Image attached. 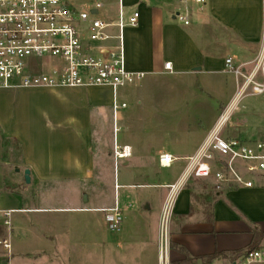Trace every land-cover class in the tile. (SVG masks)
<instances>
[{"label":"crops","instance_id":"0c3cea01","mask_svg":"<svg viewBox=\"0 0 264 264\" xmlns=\"http://www.w3.org/2000/svg\"><path fill=\"white\" fill-rule=\"evenodd\" d=\"M66 1L88 11L91 19L106 22V38L91 44L93 54H98V47L117 49L119 17L128 21L138 13L136 24L123 28L122 44L127 69L141 72L142 81L116 91L104 85L0 88L2 97L18 95L20 100L0 105V211L9 212L8 225L0 216V263L159 264L162 252L168 264H183L187 257L252 246L253 233L264 232V171L248 176L251 187L216 188L212 178H190L172 193L168 186L179 180L186 158L235 95L237 83L226 71L225 59L231 58L245 73L257 58L264 38V0H206L201 7L192 6L187 25L175 17L181 9L178 0ZM98 2L102 5L96 7ZM81 26L87 39V24ZM168 62L170 70L164 68ZM20 90L46 93L53 102L30 112L34 104H21ZM145 90L230 91L210 127L190 143L176 134L174 123H153L134 115L131 105L143 107ZM115 98L126 104L116 113ZM242 107L240 113L246 111ZM254 111L260 114L264 106ZM120 121L128 131L118 141L115 124ZM110 128L112 139L106 135ZM262 134L261 139H242L264 141ZM115 145L128 146L130 155L116 158ZM162 153L173 156L170 166L159 163ZM119 166L126 172L122 178ZM24 169L30 170L31 197L42 184L61 191V183L67 181L75 198L64 203L46 196L35 202L26 199L23 190H5L6 175L19 179ZM112 174V184L110 179L102 182V176ZM201 180L214 185L213 193H204ZM115 204L123 216L118 230L108 226L103 212ZM2 239L9 240L8 249H3ZM253 245L264 246V236ZM235 260L218 255L208 264Z\"/></svg>","mask_w":264,"mask_h":264},{"label":"built area","instance_id":"2783aa9c","mask_svg":"<svg viewBox=\"0 0 264 264\" xmlns=\"http://www.w3.org/2000/svg\"><path fill=\"white\" fill-rule=\"evenodd\" d=\"M178 2L181 9L175 17L187 25L192 6L201 7L206 0ZM101 5L96 3V7ZM137 17V12L128 21L120 16L117 49L104 51L98 47V54H93L91 44L105 40L107 24L91 19L88 11L77 10L66 0H0V88L104 85L116 91L122 86L140 84L143 74L127 69L122 44L123 28L135 25ZM84 24H87V39L81 26ZM40 63L47 65L45 71ZM248 65L252 67L243 73L231 58L225 59L226 71L234 74L237 83L235 95L196 150L186 158L181 177L168 186L170 193L183 187L190 178H212L216 188L224 184L251 187L253 181L248 176L264 171V141L246 140L225 132L232 111L243 109L240 107L243 98L264 94V38L257 58ZM164 68L170 70V63ZM125 106L114 99V113ZM114 155L123 158L130 155V150L128 146L115 145ZM173 160L169 153L159 155L163 166H170ZM103 212L108 226L118 230L123 218L118 206L115 204ZM163 215L165 222L169 203ZM0 216L8 225L9 212L0 211ZM1 245L8 249L10 242L2 239ZM251 262H264V246L245 251L234 264ZM159 264H168L162 252Z\"/></svg>","mask_w":264,"mask_h":264},{"label":"rangeland","instance_id":"374dc122","mask_svg":"<svg viewBox=\"0 0 264 264\" xmlns=\"http://www.w3.org/2000/svg\"><path fill=\"white\" fill-rule=\"evenodd\" d=\"M40 65L42 70L45 71L47 65L45 63H40ZM248 67H252V65H249ZM145 91L148 93V95H144L143 107L137 106L136 108H134V106L131 105L130 110L134 112V115L136 117H142L148 122L153 123H161L164 122V120H168V122L174 123L176 134L178 132L180 135L183 134L190 143H193L210 127L212 122L215 120L217 111H219V113L221 112V109L219 108L222 107L221 105L223 104H221L222 98H224L227 95V92L229 93L230 90ZM120 92L124 91L119 90V93ZM19 93L22 95L20 96V99L24 101L21 104L27 105L29 106V108H32L34 106L30 112H32L33 110H37L38 108L45 105H49L53 102V97L48 96L46 93L41 94L36 90H20ZM13 101L20 102L18 95L14 97L4 95L2 97V94H0L1 106L7 105ZM150 102L153 103L150 104ZM32 104L34 105L32 106ZM243 104L246 106V111L240 113V111H243V109L237 111L234 110L229 120L227 121L225 131L227 133L230 132L231 134L233 132L234 135L240 136L242 138L261 139V135H263L262 133L264 131V112H260L259 114V112L255 113L254 110H259L264 106V94L246 96L241 100L240 107H242ZM124 112L125 114L126 112L128 113L129 108H127ZM115 127V137L116 139H118V141H120L124 137L126 131H128V128L124 127L123 121L117 122L115 124ZM260 127L262 128V131H260ZM131 128L132 130L137 129L136 127H130L129 129ZM236 128L237 131L235 132V130L233 129ZM107 129L108 128H106V130ZM146 130L150 131L151 128ZM106 135H108V137L112 139L111 128L110 132H108V134ZM15 170L16 168L14 169V171ZM9 171L11 172V169H9ZM125 173L126 172L124 171V169L119 166V169H117V174H119L120 178L124 177ZM22 175L18 177L19 179H14V175L7 174L4 185L6 184L12 189H16L17 191L23 190L22 193L25 195L26 199H33L35 202H39V200L41 199L44 200L46 196H49L47 197L48 199H61L64 203H67L75 198L70 194L71 183H67V181H65V183H61L63 186V189L61 191L58 189L55 190L52 184H42V187L40 186V188L38 187L35 189V194H37V196L31 197L28 193V188L30 185L25 182L24 178L22 179ZM99 176L100 175L96 176V182L101 181V179H99ZM109 179L111 180L112 184L113 174L110 177H108V175L102 176V182L109 181ZM58 184L59 183H57V185ZM201 186L207 188L206 191L204 189V193L207 191L209 193H213L210 188H212L214 185L211 184V182L201 180ZM121 191L122 190H120V192ZM38 193L41 194L39 195ZM105 193L107 192L105 191ZM100 194L102 195L104 194V192L100 191ZM201 197H203V195H201ZM110 200L111 202H113L112 194L110 195Z\"/></svg>","mask_w":264,"mask_h":264},{"label":"trees","instance_id":"16d2710c","mask_svg":"<svg viewBox=\"0 0 264 264\" xmlns=\"http://www.w3.org/2000/svg\"><path fill=\"white\" fill-rule=\"evenodd\" d=\"M4 189L5 190H9L12 191V188L8 185H4ZM264 236V232H257L255 231L253 233V240H252V246L244 249V250H236V251H228V252H214L211 254H206V255H201V256H196V257H187L182 263L183 264H195L197 260L201 261V264H208V262L213 259L214 257L221 255L222 257L225 258H230L231 260H235L238 256H240L241 254H243L245 251L247 250H251L254 249V242L255 239L258 237H263Z\"/></svg>","mask_w":264,"mask_h":264},{"label":"water","instance_id":"95a60500","mask_svg":"<svg viewBox=\"0 0 264 264\" xmlns=\"http://www.w3.org/2000/svg\"><path fill=\"white\" fill-rule=\"evenodd\" d=\"M16 171H19V170L16 169ZM23 178H24L25 182H27V183L30 182V170L29 169L23 170Z\"/></svg>","mask_w":264,"mask_h":264}]
</instances>
